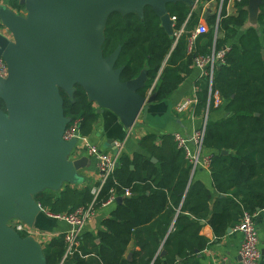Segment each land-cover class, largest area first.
I'll use <instances>...</instances> for the list:
<instances>
[{
	"label": "trees",
	"instance_id": "obj_1",
	"mask_svg": "<svg viewBox=\"0 0 264 264\" xmlns=\"http://www.w3.org/2000/svg\"><path fill=\"white\" fill-rule=\"evenodd\" d=\"M210 1L214 0H201L196 7L183 1L167 4L170 15L176 17L174 29L185 25L178 40L171 39L151 6L145 7L143 18L115 12L107 21L103 53L107 57L121 46L115 65L123 67L121 80H132L146 71L139 92L148 95L152 89L156 101L164 102L192 72L197 57L229 46L212 84L206 76L196 84L194 114L209 113L203 154L211 156L213 190L195 179L197 168L173 133H149L140 141L144 153L122 154L101 191L98 206L112 189L123 197L103 220V229L96 235L82 234L78 250L65 260V236L53 237L43 248L47 264H203L201 254L211 240L200 234L201 221L210 224L219 240L238 225L245 211L254 214L264 207V0L256 26L247 25L249 0L236 2L234 15L227 14L224 2L220 20L212 15L209 31L191 44V33ZM8 2L18 13L26 11L21 0ZM61 94L65 115L82 119L83 134H92L100 116L85 89L76 85L73 98L64 90ZM0 108L5 109L1 98ZM218 110L224 112L221 118L212 119L211 113ZM91 188L65 185L34 198L50 215L70 213L91 202ZM126 189L130 195H125ZM132 240L138 249L132 250L129 260L126 253ZM163 249L167 252L161 256Z\"/></svg>",
	"mask_w": 264,
	"mask_h": 264
},
{
	"label": "water",
	"instance_id": "obj_2",
	"mask_svg": "<svg viewBox=\"0 0 264 264\" xmlns=\"http://www.w3.org/2000/svg\"><path fill=\"white\" fill-rule=\"evenodd\" d=\"M178 1L196 4L195 0H21L26 10L22 14L0 5V24L6 29L0 30V57L8 66V76L0 77L5 104L0 108V264H47L42 243L31 235L22 237L10 221L18 219L36 228L52 225L53 219L34 195L80 183V171L89 166L87 155L72 158L76 140L63 138L72 119L65 115L61 90L73 98L75 86H82L99 114L126 129L141 114L147 119L149 104L156 101V94L139 92L146 71L121 80L123 67L115 66L121 46L104 56L108 18L115 12L143 18L145 7L151 6L174 39L167 4ZM261 3L249 0V17L258 21ZM211 15L208 9L203 18ZM166 252L163 249L160 255Z\"/></svg>",
	"mask_w": 264,
	"mask_h": 264
},
{
	"label": "crops",
	"instance_id": "obj_3",
	"mask_svg": "<svg viewBox=\"0 0 264 264\" xmlns=\"http://www.w3.org/2000/svg\"><path fill=\"white\" fill-rule=\"evenodd\" d=\"M225 2V9L227 14H236V2L231 0H226ZM0 5H5L12 8L9 5L8 0H0ZM208 9H211L212 15L218 14L220 9V2L214 0L206 4L204 12H202V18L200 21L206 22L207 25H209L208 19L212 15L207 20L203 18V15ZM247 25H257V20L254 17H249ZM0 30L2 32L6 31V29L2 26L0 27ZM218 35L219 31L217 32V34L215 32V38H217ZM203 76V71L199 67L194 66L192 72L185 77V80L173 93V95L165 102L158 103L157 101H155L154 103L149 104L150 110L147 119H145L143 114H141L137 122L131 129H126L123 126H119L117 122L110 119L109 116L104 113L99 114L100 117L95 124L93 133L87 136L90 137L91 142L97 145L100 150L110 153H114L118 150L117 143H123V147L120 151V156L122 154L133 156L135 153H144V150L140 145V141L149 133H154L157 135L166 133H181L184 136H190L203 124V116L195 115L188 111L179 112L177 110V105L185 98L193 95L196 89L197 82ZM151 94L148 93V96ZM94 106L97 110L98 106L96 103H94ZM223 113L224 112L222 110L214 111L213 113H211V118L214 120H218L221 118V114ZM206 155L207 154H205L204 156ZM88 157L90 158L89 166L83 168L80 171L81 175L83 176V180L80 183L74 184L72 186H94L97 183V158L94 156ZM195 179L202 181L210 190H213V179L208 167L199 166L195 172ZM117 203L118 201L115 200L107 205H99L94 215L88 220L87 224L85 225L83 234L92 233L96 235L100 230H102L103 220L111 215V212L116 207ZM46 214L49 218L53 219L52 225L43 228L35 227V229L44 233L45 237H48L49 239L59 236L60 234L64 235V233L69 229V224L64 220L55 218L48 212ZM255 219L259 233V247L261 250V257L258 261V264H264V213H256ZM202 222H204V224ZM201 224L204 226L202 227L200 234L206 236L211 240V244L201 254L203 264H219L220 262H225L226 264H243L240 254L243 233L237 229L238 225L234 228H231L232 231L227 232L224 237L216 240L210 224H208L206 221H201ZM135 249H138V247L136 246L135 241L132 240L126 253L127 259H129V255H132V250ZM179 264L182 263L180 262Z\"/></svg>",
	"mask_w": 264,
	"mask_h": 264
},
{
	"label": "built area",
	"instance_id": "obj_4",
	"mask_svg": "<svg viewBox=\"0 0 264 264\" xmlns=\"http://www.w3.org/2000/svg\"><path fill=\"white\" fill-rule=\"evenodd\" d=\"M196 4L194 7L198 6L201 0H195ZM226 0H219L220 9L218 12V21L221 18V8ZM234 2H240L242 0H231ZM208 3V2H207ZM206 3V4H207ZM204 5V9L206 7ZM203 9V12H204ZM174 21V26L176 23V17L171 16ZM218 26V22H217ZM216 26V34L218 32V28ZM185 25H183L180 29H174V35L176 40L184 33ZM209 31V25L204 21H200L199 24L192 31L190 36L191 44L195 41V39L202 34H205ZM229 46L223 47L219 51L213 50L212 54L208 56H199L194 61V66L199 67L203 71V75L209 77L210 84H212L214 79L215 69L220 62L224 61L225 55L229 51ZM8 76V66L4 59L0 57V77L6 78ZM152 89L149 94H151ZM198 103L197 98V88L192 96L185 98L183 101L178 103L177 110L179 112H191L194 114L195 106ZM220 104V98L218 93L215 94V105L218 106ZM82 119H72L66 130L64 132L63 138L66 141L76 140L75 148L72 152V158H79L83 155L94 156L97 158V172H98V180L97 183L92 186V200L85 206L78 207L74 211L70 213H63L58 215H53L57 219H61L66 221L69 224V229L64 233L65 242H66V252L63 257L65 260L67 257L72 255L81 243V237L87 224L88 220L94 215L97 207L98 200L101 194V191L109 180L111 176H113L118 159L120 157V151L123 147V143H117L118 150L114 153L106 152L100 150V148L91 142L90 137L83 134L81 130ZM206 125L207 119L204 118V122L200 128L194 131L190 136H184L181 133H175V141L178 146L185 151L186 157L193 163L194 169L199 166H204L209 168V164L211 161V156L207 154L204 156L203 154V144L204 138L206 134ZM130 189L125 190V195H129ZM117 194L114 189L111 190L110 197L102 202L101 205H107L116 200ZM259 212L264 213V207L259 210ZM256 214H252L250 212L245 211L243 216L237 226V229L243 233V240L241 243L240 254L242 257L243 264H258V261L261 257V250L259 247V233L257 228V223L255 219ZM10 225L15 228L20 234L24 233L26 236H34L42 245H46L51 239L45 237V234L36 230L35 227L29 226L25 222L14 219L10 221ZM219 264H226L225 262H220Z\"/></svg>",
	"mask_w": 264,
	"mask_h": 264
},
{
	"label": "rangeland",
	"instance_id": "obj_5",
	"mask_svg": "<svg viewBox=\"0 0 264 264\" xmlns=\"http://www.w3.org/2000/svg\"><path fill=\"white\" fill-rule=\"evenodd\" d=\"M208 116H209V113H205V114H204V116H203V122H204V118H206L207 121H208ZM258 212H259V211H258ZM258 212H256V213H258ZM256 213H254V214H256Z\"/></svg>",
	"mask_w": 264,
	"mask_h": 264
}]
</instances>
